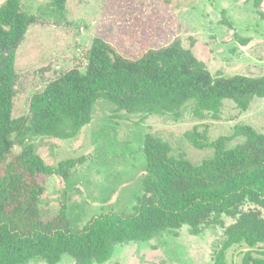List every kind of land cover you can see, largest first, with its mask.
<instances>
[{
    "label": "trees",
    "instance_id": "16d2710c",
    "mask_svg": "<svg viewBox=\"0 0 264 264\" xmlns=\"http://www.w3.org/2000/svg\"><path fill=\"white\" fill-rule=\"evenodd\" d=\"M0 1H4L0 6V264H25L37 258L58 264L65 254L80 264H103L118 244L147 242L184 227L197 236L206 226L223 227L222 216L236 222L225 229L214 264H227L226 252L244 245L250 250L243 264H264V133L255 128L238 125L231 137L211 144L205 132L195 128L187 134L189 142L197 149H215L214 156L200 165L185 156H172L169 143L148 135L143 196L136 213H103L81 228L71 225L66 208L56 216H44L40 209L45 191L40 179H66L77 161L55 168L43 161L33 144H25L31 136L78 137L92 122L93 106L100 99L119 111L146 116H180L194 100L197 117L218 120L226 100L246 112L255 99H264V76H214L180 39L130 58L98 37L84 72L73 68L49 82L31 98L30 115L15 119L17 51L37 19L23 11L22 0ZM67 2L52 0L59 11ZM223 23L232 28L227 19ZM237 138L245 142L229 149L228 143ZM16 146L20 153L13 152ZM247 204L256 208L243 211Z\"/></svg>",
    "mask_w": 264,
    "mask_h": 264
},
{
    "label": "rangeland",
    "instance_id": "374dc122",
    "mask_svg": "<svg viewBox=\"0 0 264 264\" xmlns=\"http://www.w3.org/2000/svg\"><path fill=\"white\" fill-rule=\"evenodd\" d=\"M112 3L115 6L109 7ZM2 4L4 1H0ZM22 9L36 17L37 23L29 28L17 51L15 119L30 115L31 98L49 82L73 68L84 72L89 50L98 37L130 58L147 48L180 39L182 46L192 48L214 76H264V0H68L63 11L55 8L52 0H22ZM224 19L232 28L223 23ZM194 109L192 100L180 116H146L119 111L100 99L93 106L92 122L78 137L27 138L25 144H33L49 166L58 168L65 161H77L66 179H40L45 189L40 198L42 214L56 216L66 208L76 228L103 213L134 215L143 196L148 135L169 143L172 156H185L200 165L214 156L215 149H197L189 142L187 134L195 128L205 132L210 144L231 137L238 125H249L264 133V99H255L246 112L226 100L218 120L210 115L201 119ZM13 139L18 140L16 135ZM244 142L237 138L227 147ZM13 152L20 153L21 148L16 146ZM254 208L247 204L242 210ZM221 220L223 227L206 226L197 236L184 227L147 242L118 244L103 264H214L225 241V229L236 222L226 216ZM249 250L245 245L232 247L226 252L227 264H243ZM25 264L47 263L37 258ZM58 264L80 263L65 254Z\"/></svg>",
    "mask_w": 264,
    "mask_h": 264
}]
</instances>
